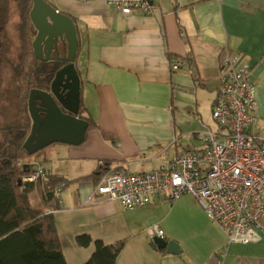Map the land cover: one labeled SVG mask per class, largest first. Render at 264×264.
I'll use <instances>...</instances> for the list:
<instances>
[{
    "label": "crops",
    "instance_id": "0c3cea01",
    "mask_svg": "<svg viewBox=\"0 0 264 264\" xmlns=\"http://www.w3.org/2000/svg\"><path fill=\"white\" fill-rule=\"evenodd\" d=\"M45 1L75 24L79 110L94 123L82 145L53 144L27 161L34 171L67 181L52 213L66 264L86 263L94 242L123 244L114 264H264V217L259 241L229 245L192 198L127 211L95 196L98 182L80 179L99 166L106 173L158 171L201 151L196 134L219 131L211 109L224 52L252 69V133L264 138V0H150L151 14L129 17L104 0ZM175 62L178 70H172ZM152 226L178 244L180 254L153 248ZM79 237L92 243L80 246Z\"/></svg>",
    "mask_w": 264,
    "mask_h": 264
},
{
    "label": "built area",
    "instance_id": "2783aa9c",
    "mask_svg": "<svg viewBox=\"0 0 264 264\" xmlns=\"http://www.w3.org/2000/svg\"><path fill=\"white\" fill-rule=\"evenodd\" d=\"M124 17L149 15L150 0H104ZM181 64H172L178 70ZM211 118L219 131L196 134L202 150L176 158L167 168L148 173L108 172L94 186V195L130 211L159 199L192 198L223 234L226 243L248 245L260 240L264 217V138L252 133L257 109L252 69L239 55L224 52ZM38 169L30 181L44 178ZM151 238L164 239L158 226Z\"/></svg>",
    "mask_w": 264,
    "mask_h": 264
},
{
    "label": "trees",
    "instance_id": "16d2710c",
    "mask_svg": "<svg viewBox=\"0 0 264 264\" xmlns=\"http://www.w3.org/2000/svg\"><path fill=\"white\" fill-rule=\"evenodd\" d=\"M58 67L53 65L44 82L37 73L28 89L46 90ZM26 107L25 94L19 106L21 122L0 128V264H66L52 215L60 209L57 191L66 180L47 173L43 179L29 180L37 171L27 162L35 154L29 153L25 146L31 125ZM84 112L81 107L78 117L88 123L89 130L94 123L89 116L83 117ZM107 170L99 166L80 179L96 184ZM32 194L37 197L35 203L31 202ZM77 243L86 247L92 241L89 237H79ZM93 244L95 250L84 264H114L123 245Z\"/></svg>",
    "mask_w": 264,
    "mask_h": 264
},
{
    "label": "water",
    "instance_id": "95a60500",
    "mask_svg": "<svg viewBox=\"0 0 264 264\" xmlns=\"http://www.w3.org/2000/svg\"><path fill=\"white\" fill-rule=\"evenodd\" d=\"M32 2L29 19L37 33L33 43L36 58L42 60L41 44L46 41L50 47L47 60L59 62L60 66L50 82L49 92L33 89L29 93L31 127L25 146L31 154L53 144L78 147L85 141L88 123L78 117L80 78L74 64L78 50L76 27L70 17L45 0ZM51 51L56 54L55 58H49ZM151 246L169 254H180L178 244L173 241L153 238Z\"/></svg>",
    "mask_w": 264,
    "mask_h": 264
},
{
    "label": "flooded vegetation",
    "instance_id": "af4514ba",
    "mask_svg": "<svg viewBox=\"0 0 264 264\" xmlns=\"http://www.w3.org/2000/svg\"><path fill=\"white\" fill-rule=\"evenodd\" d=\"M32 6V0H0V73H4V66L7 65L9 71H11V75H13L12 78L23 80L25 90L21 100L24 99V95L26 94L27 110L29 93L31 91L28 89L30 81L38 73L44 82L47 78V73L52 72L53 65L60 66L59 62L47 60V52L50 49L49 42L44 41L41 44L42 54L40 57L42 60L36 58L33 43L37 33L29 19ZM10 8H12L14 16V22L12 24H10L9 19ZM11 47H15L12 54L8 53V49ZM59 55V57H62V53ZM55 57L56 54L51 51L49 58ZM45 59L46 61H43ZM45 91L48 92V87Z\"/></svg>",
    "mask_w": 264,
    "mask_h": 264
},
{
    "label": "rangeland",
    "instance_id": "374dc122",
    "mask_svg": "<svg viewBox=\"0 0 264 264\" xmlns=\"http://www.w3.org/2000/svg\"><path fill=\"white\" fill-rule=\"evenodd\" d=\"M10 24L14 22L12 8H10ZM11 35V33H9ZM15 47L8 49V53L12 54ZM2 69V68H1ZM22 72V71H21ZM22 74H24L22 72ZM9 67L4 66V73H0V128L5 126H16L21 122L19 113V102H21L24 93L23 80L12 78ZM21 100V101H20ZM2 136L0 135V141Z\"/></svg>",
    "mask_w": 264,
    "mask_h": 264
}]
</instances>
